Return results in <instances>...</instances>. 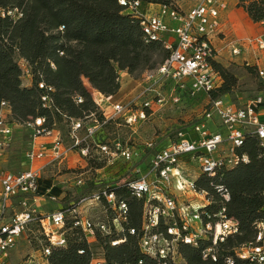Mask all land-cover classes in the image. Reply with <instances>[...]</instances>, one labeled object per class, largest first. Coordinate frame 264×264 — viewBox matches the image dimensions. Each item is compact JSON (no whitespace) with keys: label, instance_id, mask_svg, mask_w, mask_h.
I'll use <instances>...</instances> for the list:
<instances>
[{"label":"trees","instance_id":"trees-1","mask_svg":"<svg viewBox=\"0 0 264 264\" xmlns=\"http://www.w3.org/2000/svg\"><path fill=\"white\" fill-rule=\"evenodd\" d=\"M140 1L143 4L170 2ZM238 6L253 22L264 21V0H239ZM156 55L161 57L159 62L153 60ZM167 56L160 42L145 41L139 18L119 5L118 0H0V104L7 103L11 126L40 117L45 120L44 128L52 130L63 119L89 117L95 114L97 107L84 83L104 96H113L119 91L122 72L132 75L137 71L154 70ZM212 65L222 78L212 98L230 95L234 92L236 77L218 62ZM244 66L249 73L257 74L254 66L247 63ZM25 69L31 79L29 86L23 81ZM39 83L52 88L48 93L51 109L42 106L41 97L46 92L39 89ZM76 97L82 102L77 103ZM236 153L245 154L248 161L238 162L231 169L222 168L212 178L199 175L194 185L197 191L210 196V202L199 209L202 223H217L219 217L216 215L224 208V216L238 222L237 233L217 242L216 261L202 259V250L212 245L211 238H204L198 247L178 242L176 255L180 261L169 259L165 260L166 264H225L227 258H232L233 264H248L235 254L238 248L254 241L255 225L264 217V157L253 135L246 136ZM215 186L227 190L228 201L220 197ZM108 189L118 201L125 202L127 214L114 225L112 220L116 213L104 200L99 202H103L112 214L102 222L107 233L95 228L93 239L103 250L101 257L108 264L164 261L142 251L144 200L132 196L125 184L108 186ZM74 221L73 217L65 221L64 246L51 247L44 259L40 248L38 256L45 264L90 263L94 255L92 243H88L79 227L73 226ZM172 223V219L161 220L153 232L166 236V228ZM35 225L40 232L39 224ZM116 241L119 243L112 245Z\"/></svg>","mask_w":264,"mask_h":264},{"label":"built area","instance_id":"built-area-1","mask_svg":"<svg viewBox=\"0 0 264 264\" xmlns=\"http://www.w3.org/2000/svg\"><path fill=\"white\" fill-rule=\"evenodd\" d=\"M118 3L139 18L145 41L160 42L167 50L168 56L156 69L144 71L145 80L150 84L135 96L134 100L111 105V117H123L128 113L130 115L127 118L128 122H134L137 116L140 119L145 117L143 109H150L153 101L162 106L167 102L178 103L183 95L190 97L204 95L207 98L202 119L190 128L177 130L173 140L165 148L157 150L149 163L146 176L125 183L132 196L143 199L145 202L142 251L147 256L164 260L158 264H166L165 260L170 259L175 262L178 259L176 255L178 242L198 247L201 239L211 238L212 245L202 250V259L210 258L216 261L215 245L227 236L237 233L238 222L233 218H226L222 208L216 215L219 217L217 223L203 224L199 209L204 203L210 202V196L204 191H197L194 181L199 175L212 178L222 168L231 169L238 162L246 163L247 156L238 155L236 150L244 144L247 135L257 138L264 157V123L259 120L257 113L259 107L264 108V99L259 96L244 105H231L223 102V96L215 98L211 96L222 82V78L212 65L217 56L212 37L219 32V11L225 8L223 0H170L166 4H143L140 0H118ZM143 5L144 7L157 6L158 9L154 13L148 12V9L141 11L140 7ZM172 21L179 23L174 29L168 28V23ZM261 22L264 23V21ZM172 35L174 39L171 38ZM255 43L258 49H264V36L258 37ZM231 47V54L239 55V47L234 44ZM51 67L54 68L53 65ZM28 73L25 69L24 75L28 76ZM257 75L264 79V71L257 70ZM167 83H172L168 93L162 96L157 94L159 87ZM39 89L46 92L41 97L42 106L51 109L52 100L48 93L52 91V88L39 83ZM98 94L101 96L100 102L103 100L109 102L110 97L104 98L102 94ZM152 94H154L153 98H145V101L138 104L140 97ZM76 102L81 103V98L76 97ZM96 104L100 107V103ZM0 107L1 161L9 147L13 126L8 122V115L3 112L8 109L7 103L2 102ZM130 107H136L139 113L136 115L127 112ZM100 109L102 110L101 107ZM44 123V118L39 117L18 126L29 130L30 137L34 141L40 136L52 135V130L44 128ZM79 128L80 122L74 121L72 123L73 137L77 138L75 132ZM191 131L198 132L199 138L188 139L186 136ZM67 151L63 149L57 137L52 141L50 148L34 150L31 147L25 155L31 162L49 157V163H61ZM122 154L129 157L128 152ZM186 156L198 162L199 172L195 179L190 180L185 177L181 169L182 158ZM40 170L42 168L13 174L0 169V264H5L8 254L31 224H39L40 233L46 242L41 247L43 259L50 254L51 247L65 245L63 229L67 217L75 219L73 226L81 229L87 236L88 243L93 240L95 228L107 233L108 229L102 222L95 224L90 219L80 217L79 209L88 202L98 203L104 200L116 213L112 220L114 225H117L119 220L125 219L127 214L125 202L118 201L114 193L109 191L108 186L89 197L80 198L71 206L41 214L36 207L32 206V203H35L44 192L49 194L50 190L41 188ZM135 172L140 171L137 169ZM153 174L156 179L149 182L148 179ZM170 175L179 181H184V184L179 182L178 187L181 191H185L184 195L191 194L194 197L193 202L181 201V197L171 191ZM161 181L166 185L163 186ZM215 188L224 201L229 200V194L223 186H215ZM15 198L18 199L20 209L9 216L6 212L7 202ZM166 219L173 220L172 225L166 228L168 237L162 233L153 232L159 221ZM191 220L196 222V226L191 223ZM255 231L254 241L238 248L235 255L241 260L248 261V264H264V217L256 223ZM118 243L119 241L112 242V245ZM24 264H35V261L32 258ZM89 264L108 263L101 256L94 254ZM225 264H233V259L227 258Z\"/></svg>","mask_w":264,"mask_h":264},{"label":"rangeland","instance_id":"rangeland-1","mask_svg":"<svg viewBox=\"0 0 264 264\" xmlns=\"http://www.w3.org/2000/svg\"><path fill=\"white\" fill-rule=\"evenodd\" d=\"M227 2L230 1L228 0ZM145 9H148L150 13H154L158 8L157 6L144 7V5L140 7L141 11ZM178 25L177 21H172L168 23V28L174 29ZM218 35H213L212 38L215 39ZM171 38L174 39V35ZM229 44L238 46L234 42ZM153 60L159 62L161 57L156 55ZM218 61L237 80L234 92L223 96L222 100L224 103L244 105L249 100L259 96L264 99L262 92L259 90L263 87V82L257 74L249 73L240 61H231L227 64H224L220 59ZM128 76L130 77H126L122 81V89L113 95L112 98L102 94L104 98L110 97L109 102L105 100L100 102L101 96L98 94L99 92L97 93L83 80L86 89L91 94L93 103L97 107L95 114L93 113L91 116L84 117L81 120L68 121L63 119L60 124L56 123L54 125L55 129H52L51 136L39 137L42 140L49 137H52L53 140L57 137L60 139L63 149L68 150L65 159L61 163H49L47 159L29 161L25 155L30 148L29 135L19 131L15 134V137L13 136L14 142L12 146L7 148L10 154L7 168L11 173L18 174L24 170H36L35 168L47 163L40 170L41 181L43 182L42 187L49 188L50 192L48 195H46V192L41 195V200L46 202V204L41 206L38 209L39 211L37 210L38 212H52L61 207L66 208L70 204L77 203L82 197H89L91 194L97 193L106 185L122 187L127 182L146 176L149 171V163L157 150L165 148L173 140V135L177 130L190 128L202 119L207 103V98L204 95L196 98H188L183 95L178 103L167 102L162 106L153 101L150 107L151 110L143 109L145 117L140 119L137 116L134 122H128L127 118L130 116L128 113L123 117H111V105L119 102L128 103L134 100V97L150 84L149 81L145 80L143 71H137ZM171 86L172 83H167L159 87L157 94L161 96L167 94ZM153 96L154 94L140 97L138 104H141V101H145V98L151 99ZM96 103H100L102 110ZM127 112L135 113L136 115L139 113L136 107H130ZM74 121L80 122V128L75 132L77 138L73 137L72 133V123ZM186 137L188 139H197L199 138V133L191 131ZM123 152H128L129 157L123 155ZM187 157L182 158L181 169L185 177L190 180L195 179L199 172L198 162ZM137 169H139V173L135 172ZM154 179L156 178L153 174L148 181L151 182ZM170 182L171 191L176 196L182 197L185 191H181L178 184L179 182L184 184V181H179L170 175ZM161 184L163 186L166 185L162 181ZM50 196L54 197V199H51ZM189 196L192 198L190 202H193L194 197L191 194ZM11 201H13V208L19 207L17 198ZM7 205H9V201ZM79 212L81 218L90 219L95 224L97 222H105L112 216L110 210L103 202H88V204L79 209ZM12 214L13 212L9 211V216ZM191 223L196 226L195 221L191 220ZM90 243H92L93 253L103 256V250L95 242V239L92 242L90 240ZM44 244L45 240L41 236L38 227L35 224H31L22 233L4 263L24 264L30 261L34 255L38 256V251ZM177 261H180V259H177Z\"/></svg>","mask_w":264,"mask_h":264},{"label":"crops","instance_id":"crops-1","mask_svg":"<svg viewBox=\"0 0 264 264\" xmlns=\"http://www.w3.org/2000/svg\"><path fill=\"white\" fill-rule=\"evenodd\" d=\"M223 1L225 3V8L219 11V18H218L219 35L217 38L213 39L212 41L213 46L217 52L215 61L219 63L218 60L220 59L222 62H224V64H227L228 62H231V61L232 62L240 61L241 64L247 63V65L254 66L257 70L264 71V49L262 50L258 49L257 44L255 43V40L258 37L264 36V23L253 22L249 18L245 10L242 7L238 6L239 0H229L230 2H227L228 0H223ZM232 42L238 44L237 47H239L240 49V54L237 56H233L231 54V47H230L231 45L229 43L232 44ZM120 77L121 79H120L119 91L122 89V86H123L122 81H124V78L130 77V76H128L126 72H122L120 74ZM23 78H24L23 81L25 85L29 86L31 83V79L28 78V76L23 77ZM261 81L263 82V90L261 92H262V96L264 97V79H262ZM3 112H5L7 115L10 113L8 109H5ZM257 113H258L259 120L264 123V108L259 107V109H257ZM19 131H23L25 134L29 135L30 137V134H31L30 131H27L26 129H24V127L13 125V131H12V136L10 138L9 147L12 146L14 142L13 140H14L15 134ZM52 141H53L52 137H49L48 139H43V140L41 138H37L34 141H32L30 137V148L32 147L34 148V150L48 149L51 147ZM9 159H10V154H9V151H7L4 157L0 161V169L4 172H10L7 168V161ZM44 159H47V161L49 160V158L47 157L41 160H44ZM45 165L41 167H37L35 169L36 170L40 169L44 167ZM26 171H29V170H24L23 172H26ZM42 185H43V182H42ZM46 188L47 187H44V188L42 187V189L44 190ZM46 195L48 194L46 193ZM189 195L190 194H187V195L183 194L181 197V201L192 200V198ZM32 204L38 210L41 206L45 205L46 202L42 201L41 196H40L39 198H37L36 202ZM12 205H13V201H9V205H7V209H6V212L8 215H9V211H12L14 213V212L19 211L20 209L19 207L13 208ZM46 213L48 212H43L41 214H46ZM32 258L34 259L35 264H45L39 256L34 255Z\"/></svg>","mask_w":264,"mask_h":264},{"label":"bare ground","instance_id":"bare-ground-1","mask_svg":"<svg viewBox=\"0 0 264 264\" xmlns=\"http://www.w3.org/2000/svg\"><path fill=\"white\" fill-rule=\"evenodd\" d=\"M219 230V228H217Z\"/></svg>","mask_w":264,"mask_h":264}]
</instances>
